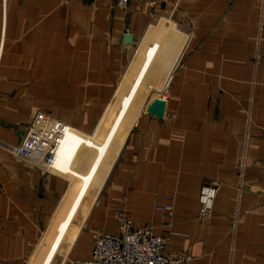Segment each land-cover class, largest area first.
<instances>
[{
    "label": "crops",
    "instance_id": "obj_1",
    "mask_svg": "<svg viewBox=\"0 0 264 264\" xmlns=\"http://www.w3.org/2000/svg\"><path fill=\"white\" fill-rule=\"evenodd\" d=\"M34 118L72 174L19 154ZM122 196L184 264H264V0H0V264L88 258Z\"/></svg>",
    "mask_w": 264,
    "mask_h": 264
},
{
    "label": "built area",
    "instance_id": "obj_2",
    "mask_svg": "<svg viewBox=\"0 0 264 264\" xmlns=\"http://www.w3.org/2000/svg\"><path fill=\"white\" fill-rule=\"evenodd\" d=\"M131 1L139 0H114L121 8H126ZM143 1L148 4L150 15H153L162 0ZM62 2L66 4L69 0H62ZM168 93V83H165L160 98L166 101ZM70 136L73 139L76 134L64 122L57 119L34 118L27 126L24 137L26 146L20 145L18 151L24 158H30L37 151L41 167L56 171L60 176L70 175L72 174L70 170L72 156L65 165L55 163L58 147ZM78 141V146L80 143L87 144L85 138H79ZM215 196L214 183L207 182L200 187L197 198L199 216L210 214ZM125 199V196L121 197L122 203L114 211L118 232L94 231L90 256L86 259H75L73 264H184L190 259L186 253L168 251L165 239L155 234L151 225L136 226L127 213ZM167 199L168 202L157 205L156 208L169 216L174 210V197L167 196Z\"/></svg>",
    "mask_w": 264,
    "mask_h": 264
},
{
    "label": "water",
    "instance_id": "obj_3",
    "mask_svg": "<svg viewBox=\"0 0 264 264\" xmlns=\"http://www.w3.org/2000/svg\"><path fill=\"white\" fill-rule=\"evenodd\" d=\"M123 40H124V42H129V41H131V36H130V34L125 33V34L123 35ZM155 102L158 103V104H160V105H164V103H165L166 101L163 100V99H161V98H158V99L155 100Z\"/></svg>",
    "mask_w": 264,
    "mask_h": 264
},
{
    "label": "rangeland",
    "instance_id": "obj_4",
    "mask_svg": "<svg viewBox=\"0 0 264 264\" xmlns=\"http://www.w3.org/2000/svg\"><path fill=\"white\" fill-rule=\"evenodd\" d=\"M80 200H81V198L80 197H78V198H76V201H75V203L74 204H78L79 202H80ZM66 204V203H65ZM64 204V205H65ZM64 205H63V207H64ZM70 207L67 205V206H65V211H67V209H69ZM68 213H70V210H69V212Z\"/></svg>",
    "mask_w": 264,
    "mask_h": 264
}]
</instances>
